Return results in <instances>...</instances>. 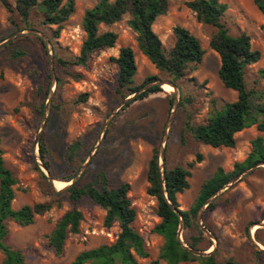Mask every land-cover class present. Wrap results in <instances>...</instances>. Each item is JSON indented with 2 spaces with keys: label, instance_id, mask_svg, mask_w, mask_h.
<instances>
[{
  "label": "rangeland",
  "instance_id": "obj_1",
  "mask_svg": "<svg viewBox=\"0 0 264 264\" xmlns=\"http://www.w3.org/2000/svg\"><path fill=\"white\" fill-rule=\"evenodd\" d=\"M97 1L75 0V12L64 23L59 38L52 42L50 38L56 26L43 25L38 9H33L25 22L14 9L15 0H8L10 8L0 0V148L6 166L17 179L13 207L53 203L52 209L38 215L30 225L9 222L6 242L22 250L29 264H69L81 251L113 243L120 232L118 223L105 225L106 211L91 198L74 205L65 195L56 196L49 177L67 182L63 179L79 174L80 185L97 183L98 188L104 186V181L109 187L129 183V197L137 211L133 226L149 250V256L139 259L138 264H152L164 244L163 236L154 231L161 222L158 201L147 191L154 148L165 147V168L183 166L191 172L190 187L178 194L180 209L188 210L218 167L232 171L251 152L252 140L259 135L264 137L255 124L236 134L234 147L215 148L197 141L188 129V122L207 123L212 114L238 98L237 91L225 87L219 77L220 56L210 46L217 29L198 21L196 13L186 6L190 0H170L168 12L153 25L166 50L175 44L173 29L177 25L199 38L205 50L203 61L190 65L184 76L175 78L158 70L143 55L137 34L128 26V14L119 22L100 26V32H116L118 40L114 47L100 51L89 69L72 68L83 75L81 80L67 76L55 59L52 71L50 55L40 41L43 40L40 34L50 41L53 57L55 43L58 56L73 59L80 54L86 37L82 28L84 13ZM221 1L228 4L223 21L230 33L237 36L246 32L251 37L252 48L261 52L260 60L245 71L248 89L260 91L264 88V15L254 0ZM124 46L132 47L135 52V83L141 85L155 77L156 81L143 87L154 84L161 87V91L126 108L121 106L126 98L117 93L118 66L112 60ZM52 72L56 81L58 76L63 80L58 90L56 82L44 116ZM166 84L173 89L167 91ZM84 93H88V99L82 102ZM42 141L49 166L40 151ZM198 153L203 155L200 162L196 161ZM213 202L216 203L213 210L209 205L200 207L196 225L183 229L184 241L185 237L201 236L195 249L214 253L218 261L233 259L238 264L264 261V252L256 245L257 242L264 249V165L229 184ZM74 206L84 215L80 231L69 234L63 256H57L40 238L50 233L61 216ZM3 259L0 252V264ZM160 264L165 263L160 261ZM179 264H200V261Z\"/></svg>",
  "mask_w": 264,
  "mask_h": 264
},
{
  "label": "trees",
  "instance_id": "obj_2",
  "mask_svg": "<svg viewBox=\"0 0 264 264\" xmlns=\"http://www.w3.org/2000/svg\"><path fill=\"white\" fill-rule=\"evenodd\" d=\"M1 1L7 8H10L8 0ZM254 2L264 15V0H254ZM186 6L196 13L200 23L217 29L211 36L210 46L220 56L219 77L225 87L238 93L236 101L226 103L221 110L208 118L207 123L192 125L188 122L187 127L195 139L203 144L215 148L234 147L236 134L244 129L257 124L258 129L264 132V88L260 91L248 89L245 76L246 68L260 60L261 52L252 48L251 37L246 32L237 36L230 33L223 21L228 10L227 3L221 0H190ZM169 7L170 0H98L84 13L82 28L86 37L83 40L80 54L70 60L60 57L57 54V46L53 43L55 64L62 68L67 76L76 81L81 80L83 75L73 72L72 68L89 69L93 58L100 51L114 47L118 40L116 32H100V26L112 25L128 14V26L137 34L138 48L143 55L158 70L180 78L186 74L190 65L200 64L203 61L205 50L199 38L181 25L173 29L176 41L170 50H166L159 35L154 31L153 25L159 16L168 12ZM14 9L25 22L29 21L32 10L38 9L42 14L43 25L56 26L50 38L53 42L59 38L64 23L75 12V0H15ZM40 41L46 48L44 41L41 39ZM112 60L118 66L117 93L122 99L144 88L145 83L156 81L155 77H150L144 84L135 83L137 63L135 52L130 46L121 47L119 55L113 57ZM62 80V77H57V90ZM159 91H161L160 85H153L135 95L123 108ZM81 98L82 102L86 101L88 93H84ZM41 111H43V106ZM40 151L45 160L47 150L43 141ZM202 158L203 155L198 153L196 161L200 162ZM45 163L49 166L48 161L45 160ZM260 163H264V137L261 135L252 140L251 152L244 161L236 163L234 169L229 172H226L223 167H218L213 176L202 185L193 206L188 210H181L178 194L190 187L188 178L191 172L183 166L165 168L163 184L159 166V150L155 147L147 173L150 184L147 191L158 201V215L161 217V222L156 225L154 231L163 236L164 244L158 259L152 264H160V261L165 264H179L187 261H200V264H238L233 259L218 261L214 253L198 256L185 248L179 239L180 215L183 216L185 230H189L196 225L198 209L210 197L234 177ZM73 178L72 176L63 180L71 181ZM16 184L17 179L12 170L6 166L3 151L0 148V252L4 254L2 264H29L22 250L6 242L9 222L14 221L24 226L30 225L34 223L38 215L45 214L53 207L51 202H38L15 209L13 201ZM129 191L130 184L126 182L109 187L104 181L102 188H98L97 183L80 185L75 182L64 191L55 194L58 197L65 195L67 200L74 205L86 197L91 198L106 211L105 225L111 227L118 223L120 228L117 239L113 243L81 251L69 264H138L139 259L149 256L143 236L133 226L137 211L129 197ZM165 192L168 199L165 197ZM172 205L178 209L177 212ZM215 206L216 203L212 202L208 208L213 210ZM83 219V212L74 206L61 216L50 233L41 236L40 241L52 247L57 256H63L69 234H76L80 231ZM185 242L192 248H198L201 236L185 237ZM256 264H264V261L260 260Z\"/></svg>",
  "mask_w": 264,
  "mask_h": 264
},
{
  "label": "water",
  "instance_id": "obj_3",
  "mask_svg": "<svg viewBox=\"0 0 264 264\" xmlns=\"http://www.w3.org/2000/svg\"><path fill=\"white\" fill-rule=\"evenodd\" d=\"M40 35H41V37L43 38V41H44V43H45V46H46V48H47V50H48V52H49V55H50V64H51L52 71H53L54 57H53V54L51 53L52 50H53V47H52L50 41H49L46 37H44L42 34H40ZM56 82H57V81H56V78H55V76H54V74H53V72H52V81H51V83H50L49 97H48V101H47V103H46L44 116H46V111L48 110L49 103H50L51 98H52V96H53V94H54V90H55ZM154 85H157V84H154ZM161 85H162V84H161ZM148 88H149V87H148ZM148 88H145V87H144V88H142L141 90H139L138 92H136V93H134V94L128 96V97L123 101V103H122L121 106H124V105H125L128 101H130V99H132L135 95H137V94H139V93L145 91V90L148 89ZM121 106H120V107H121ZM263 165H264V163L257 164V165H255L254 167H252V168H250V169H247V170L244 171L243 173H241V174L237 175L236 177H234L229 183H227L223 188H221V189H220L218 192H216L212 197H210V198L206 201V203L201 207V209H202L204 206H208L210 203H212L213 200H214V199L220 194V192H222L223 190H225V189L228 187L229 184H232L233 182H236V181L240 180V179H241V176H242L243 174H246V173L252 171L254 168H256V167H260V166H263ZM159 166H160V172H161L162 182H163V184H164V181H165V179H164V174H165V147H161L160 150H159ZM78 178H79V174H77V175H76L71 181H67V182H68V185H67L66 187H64L63 189H57V188H55V186H54V179L51 178V177H49L51 183H52L53 186H54V191H55L56 193L61 192V191H64L65 189H67L68 187H70L71 185H73L75 182L78 181ZM165 197L168 199V196H167L166 192H165ZM169 203H170V201H169ZM172 207H173V209H174L176 212L178 211V209H177L174 205H172ZM201 209L199 210V212L201 211ZM200 216H201V215L198 214V217H199V218H200ZM201 228H202V229L204 230V232H206L208 235L211 234V233L209 232V230H207V228H206L204 225H202V224H201ZM183 229H184V219H183V216L180 215L179 239H180L181 243L183 244V246H184L185 248L189 249L192 253H194L195 255H198V256L209 255V254L212 253V252H210V253H206V252H204V251H201V250H198V249H195V248L190 247V246L184 241V239L182 238V231H183ZM256 245L258 246V248H259L261 251L264 252V249H262V247H260V245H258L257 242H256Z\"/></svg>",
  "mask_w": 264,
  "mask_h": 264
},
{
  "label": "bare ground",
  "instance_id": "obj_4",
  "mask_svg": "<svg viewBox=\"0 0 264 264\" xmlns=\"http://www.w3.org/2000/svg\"><path fill=\"white\" fill-rule=\"evenodd\" d=\"M165 89L167 90V91H170V90H172L173 88H172V86H170V85H168V84H166L165 85ZM175 91V90H174ZM65 185H68V182H62V181H59V180H54V186H55V188H57V189H63L62 187H64Z\"/></svg>",
  "mask_w": 264,
  "mask_h": 264
}]
</instances>
